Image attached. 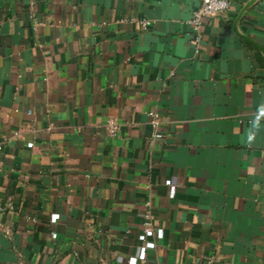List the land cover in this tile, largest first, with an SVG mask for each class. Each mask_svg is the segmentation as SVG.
Wrapping results in <instances>:
<instances>
[{"label": "crops", "instance_id": "1", "mask_svg": "<svg viewBox=\"0 0 264 264\" xmlns=\"http://www.w3.org/2000/svg\"><path fill=\"white\" fill-rule=\"evenodd\" d=\"M228 1L195 44L198 0H0V264H264V0Z\"/></svg>", "mask_w": 264, "mask_h": 264}, {"label": "built area", "instance_id": "2", "mask_svg": "<svg viewBox=\"0 0 264 264\" xmlns=\"http://www.w3.org/2000/svg\"><path fill=\"white\" fill-rule=\"evenodd\" d=\"M229 8L228 0H198L197 7L193 10L191 17L188 19V24L191 26L194 35L192 42L197 44L200 40L199 29L203 23L204 18L213 16L217 13L226 11ZM129 21L136 23L141 28H147L150 24L149 20L138 17H131ZM151 125L153 128L158 127L159 119L155 112H151ZM105 127L111 135H116L119 129V124L114 118L106 120ZM162 134L158 131H153L152 139H160ZM162 228L153 223V214L151 208L148 207L143 213L142 232L138 234V239L144 241V244L139 247V256H143L147 248L154 246V241L150 238H161Z\"/></svg>", "mask_w": 264, "mask_h": 264}]
</instances>
